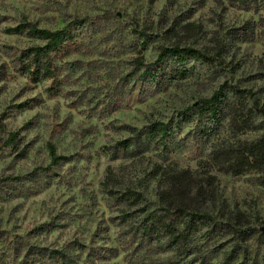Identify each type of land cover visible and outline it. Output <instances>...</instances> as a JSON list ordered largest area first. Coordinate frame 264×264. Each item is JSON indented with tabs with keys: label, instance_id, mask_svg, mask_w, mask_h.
Masks as SVG:
<instances>
[{
	"label": "rangeland",
	"instance_id": "obj_1",
	"mask_svg": "<svg viewBox=\"0 0 264 264\" xmlns=\"http://www.w3.org/2000/svg\"><path fill=\"white\" fill-rule=\"evenodd\" d=\"M85 16L94 24L85 29L83 53L66 60L75 62V68L66 67L70 82L64 95L50 98V82L33 85L14 73L0 83V117L8 131L30 146L25 159L0 154V182L10 177L32 180L11 199L0 198L1 247L15 239L51 249L77 240L86 246L80 264H201L202 256L212 264L228 259V264H264L260 235L247 241L232 235L239 215L246 218L245 229L263 233L264 188L255 175L227 174L214 157L238 139L252 141L258 133L234 138L223 130L207 139L198 122L184 115L221 86L250 90L264 106V40H229V33L257 21L258 15L229 8L223 0H0V68L8 65L10 49L35 44L5 32L22 17L57 29L63 17ZM187 24L195 32L175 31ZM140 32L148 35L144 51L134 46L141 42ZM218 40L225 43L222 53ZM173 44L220 53L222 67L212 74L190 61L185 79L172 81L166 89L159 84L143 87L137 80L143 69L136 70V60L154 70L157 48ZM156 122L173 128L162 148L153 145L135 157L120 150L119 143L132 137L130 131L142 132ZM49 144L68 163L49 166ZM108 174L118 181L117 191L141 192L153 207L169 194L188 210L209 215L213 224L201 226L193 237L200 254L165 251L142 237L138 220L120 224L104 187ZM180 174L188 185L173 183ZM59 214V231L30 236Z\"/></svg>",
	"mask_w": 264,
	"mask_h": 264
},
{
	"label": "trees",
	"instance_id": "obj_2",
	"mask_svg": "<svg viewBox=\"0 0 264 264\" xmlns=\"http://www.w3.org/2000/svg\"><path fill=\"white\" fill-rule=\"evenodd\" d=\"M223 1L234 10L258 15L257 21H247L239 29L229 33L231 43L264 40V0ZM88 21L86 16L63 17L62 27L49 29L40 27L37 22L30 21L27 17H22L16 27L5 32L8 35L22 36L35 44L20 50L10 49L8 65H2L0 68V83L4 82L10 73H14L33 85L50 82L51 87L46 90L50 98L64 95V89L70 82L66 67L71 64L75 68V62L68 63L66 60L83 53L85 29L88 24H94ZM195 28L187 24L178 26L175 31L183 29L195 32ZM138 36L141 42L134 46L144 51L148 35L140 32ZM217 44L222 53L225 48L224 40H218ZM220 53L210 55L180 44L160 45L152 65L154 70L151 67H144L142 60H136V70L139 72L143 69L137 80L143 82V87L159 84L166 89L172 81L187 77L189 70L186 69V64L190 61L199 63L210 73L216 74L218 68L222 67ZM131 95L132 92L128 94L129 100ZM186 114H190L189 118L198 122L201 133L207 139L223 130H227L234 138L247 133H258L256 139L252 141L238 139L232 146L218 150L214 157L222 161L227 174L232 177L255 175L258 186L264 188V106L255 98L252 91L221 86L209 98L199 100L192 108L186 109L184 115ZM130 132L132 137L119 143V148L129 157H135L150 146L162 148L163 141L172 136L173 128L156 122L142 132L133 130ZM29 148V144H26L17 132L6 129L3 118L0 117V154L15 155L16 160H21L26 158ZM46 150L50 160L49 166L68 163V157L59 155L54 146L49 144ZM183 177V174L175 175L173 183L180 181L177 184L188 185ZM31 181L22 177H10L1 181L0 198L11 199L17 192H22L25 184ZM118 185L115 177L108 174L104 187L113 206L117 208L120 224L138 220V229L142 237L149 242L155 241L156 245L163 246L165 251L186 257L200 254L193 245V237L201 226L213 224L209 215L188 210L186 206L175 203L169 194L161 198L159 206L153 207L143 193L130 189L117 191ZM245 220L242 215L237 216L232 235L240 241L250 240L256 234L264 239L261 231L249 226L245 229L243 223ZM61 228L59 214L47 223L35 227L30 236L35 238L47 236ZM2 245L3 242H0V260H8L14 264H80L86 251V246L77 240L61 248L52 249L31 244L29 241L21 242L19 239L8 241L1 247ZM229 260L222 264H228ZM200 261L201 264H212L206 261L205 256H202Z\"/></svg>",
	"mask_w": 264,
	"mask_h": 264
},
{
	"label": "water",
	"instance_id": "obj_3",
	"mask_svg": "<svg viewBox=\"0 0 264 264\" xmlns=\"http://www.w3.org/2000/svg\"><path fill=\"white\" fill-rule=\"evenodd\" d=\"M262 232L264 233V228H262Z\"/></svg>",
	"mask_w": 264,
	"mask_h": 264
}]
</instances>
